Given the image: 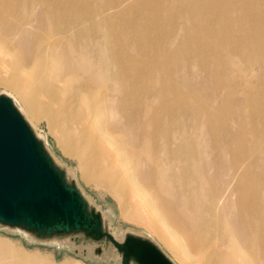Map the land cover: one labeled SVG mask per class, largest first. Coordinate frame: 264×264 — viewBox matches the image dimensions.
<instances>
[{
	"label": "bare ground",
	"instance_id": "1",
	"mask_svg": "<svg viewBox=\"0 0 264 264\" xmlns=\"http://www.w3.org/2000/svg\"><path fill=\"white\" fill-rule=\"evenodd\" d=\"M94 1L0 0V45L13 68L0 84L33 128L46 117L123 214L127 204L174 229L178 221L181 264H264V165L255 168L264 101L251 91L252 79L264 85V0ZM147 91L158 92L152 104ZM187 114L208 149L175 141L187 135ZM0 264L58 263L0 239ZM129 264H138L132 255Z\"/></svg>",
	"mask_w": 264,
	"mask_h": 264
},
{
	"label": "water",
	"instance_id": "2",
	"mask_svg": "<svg viewBox=\"0 0 264 264\" xmlns=\"http://www.w3.org/2000/svg\"><path fill=\"white\" fill-rule=\"evenodd\" d=\"M0 223L43 237L71 231L96 239L106 236L123 253V264H129L130 255L138 264H175L149 239L129 233L121 242L104 231L99 212L95 217L89 214L79 190L66 182L44 144L5 95H0Z\"/></svg>",
	"mask_w": 264,
	"mask_h": 264
},
{
	"label": "rangeland",
	"instance_id": "3",
	"mask_svg": "<svg viewBox=\"0 0 264 264\" xmlns=\"http://www.w3.org/2000/svg\"><path fill=\"white\" fill-rule=\"evenodd\" d=\"M91 2L94 3L95 1L91 0ZM10 65L11 61L0 45V72L5 75V77L13 76V68H11ZM174 78L176 83L184 81L183 75H175ZM252 81V96H256L257 93L261 91L260 99L264 101V85H256L253 79ZM0 95H5L13 101V104L22 114L39 141L44 144L47 151L54 157L60 167L67 171L68 180L74 182L79 187L92 207L102 212L105 217V222L108 224L104 226V231L113 234L114 237L121 242L126 239L129 233L140 235L145 239L151 240L171 258L175 264H181L172 250V246L175 244L178 246L181 243L180 238L184 237L178 221L175 220L174 229L171 221L164 218L159 212L152 211L149 208H140L139 206L130 208L127 204H124L123 214L122 209L119 207L118 196L106 190L105 185L96 186L95 183L89 182L83 177L77 160L64 152L57 136L52 130H49L46 117L43 116L40 121L42 123L38 125V127L33 128L26 118L19 100L12 95V93H9L5 86L1 84ZM157 95L158 92L147 91L144 97L149 104H152ZM172 96L175 97V94L172 93ZM36 97L38 101H43L46 98L44 95L38 94V92H36ZM158 110H167V105L158 103ZM184 119L188 122L187 135L183 139L175 136V141H189L200 144L204 150L208 149L209 147L205 142L204 134H201L199 128H191L190 116L187 114ZM251 158L252 157H250L249 160L246 158V162L250 163ZM257 159L255 168L259 171L257 163L263 166L264 156H258ZM178 169L179 166L177 167V170ZM82 232L83 231H71L62 233L61 236L55 234L43 237L35 231H30L24 227H15L0 223V239L12 242L28 252H37L42 256L53 259V261L58 264L62 262H71L73 264H123V253L108 237L104 236L100 239L93 237V240L97 241L93 242L91 240H86ZM100 247L102 250L99 253Z\"/></svg>",
	"mask_w": 264,
	"mask_h": 264
}]
</instances>
